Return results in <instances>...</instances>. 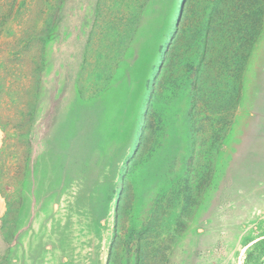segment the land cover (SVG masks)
I'll use <instances>...</instances> for the list:
<instances>
[{"label": "rangeland", "instance_id": "1", "mask_svg": "<svg viewBox=\"0 0 264 264\" xmlns=\"http://www.w3.org/2000/svg\"><path fill=\"white\" fill-rule=\"evenodd\" d=\"M0 264H264V0H0Z\"/></svg>", "mask_w": 264, "mask_h": 264}, {"label": "bare ground", "instance_id": "2", "mask_svg": "<svg viewBox=\"0 0 264 264\" xmlns=\"http://www.w3.org/2000/svg\"><path fill=\"white\" fill-rule=\"evenodd\" d=\"M103 115V114H102ZM103 117V116H102ZM106 119V118H105ZM102 120H103V118H102ZM105 123V122H104Z\"/></svg>", "mask_w": 264, "mask_h": 264}]
</instances>
